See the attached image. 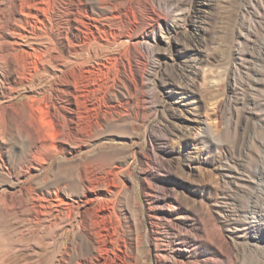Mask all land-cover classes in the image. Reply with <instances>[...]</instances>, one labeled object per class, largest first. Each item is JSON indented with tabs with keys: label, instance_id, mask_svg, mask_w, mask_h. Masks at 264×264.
<instances>
[{
	"label": "rangeland",
	"instance_id": "rangeland-1",
	"mask_svg": "<svg viewBox=\"0 0 264 264\" xmlns=\"http://www.w3.org/2000/svg\"><path fill=\"white\" fill-rule=\"evenodd\" d=\"M71 211L115 264H264V0H0V264Z\"/></svg>",
	"mask_w": 264,
	"mask_h": 264
},
{
	"label": "bare ground",
	"instance_id": "bare-ground-1",
	"mask_svg": "<svg viewBox=\"0 0 264 264\" xmlns=\"http://www.w3.org/2000/svg\"><path fill=\"white\" fill-rule=\"evenodd\" d=\"M259 5L260 7H262L263 4L259 1ZM24 16L28 17L26 13L24 14ZM22 28L24 27L22 26ZM64 205L66 206L67 210H71L69 204ZM73 214L74 213L72 211L69 212L67 219L65 220L72 230L67 231L68 236L67 239H65L66 242L64 243V245L62 247L54 245L55 250L50 251L46 256H42L39 264H81V258L84 257L85 254L87 255L89 253H93L94 255V258L90 259L91 264H102L101 262L102 260H104V255L107 262L109 261L110 263L115 264L117 254H115L116 251L114 253V250L112 249L113 247H115V236L109 232V227L105 224V233L101 236L99 234L96 235L94 232L96 228L87 220L76 219V222H73ZM56 226L58 225L56 224ZM61 230H63V228ZM118 251L125 253L124 250L121 249H119Z\"/></svg>",
	"mask_w": 264,
	"mask_h": 264
}]
</instances>
